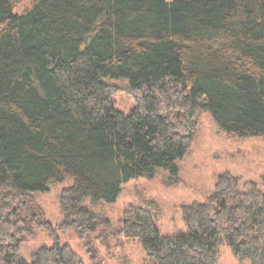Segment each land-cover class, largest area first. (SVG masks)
<instances>
[{"label": "trees", "instance_id": "16d2710c", "mask_svg": "<svg viewBox=\"0 0 264 264\" xmlns=\"http://www.w3.org/2000/svg\"><path fill=\"white\" fill-rule=\"evenodd\" d=\"M205 111L228 135L264 139V0H0V264H84L58 242L20 255L56 232L34 197L66 177L58 229L101 264L91 239L110 222L90 204L160 172L177 184ZM181 215L188 232L164 236L131 207L115 237L153 264H218L223 246L264 264V181L221 173Z\"/></svg>", "mask_w": 264, "mask_h": 264}, {"label": "rangeland", "instance_id": "374dc122", "mask_svg": "<svg viewBox=\"0 0 264 264\" xmlns=\"http://www.w3.org/2000/svg\"><path fill=\"white\" fill-rule=\"evenodd\" d=\"M118 86H121L119 83ZM116 107L128 113L136 101L125 91L115 96ZM197 130L192 146L185 157L177 163L179 181L171 185L166 174L160 172L153 178L133 179L122 185V191L115 202L100 201L90 204L93 211L110 222L91 239L101 264H153L144 254L136 240L117 239L115 229L121 225L124 213L131 207L139 206L150 210L161 235L186 234L188 229L181 215V206L193 201H203L213 189L217 176L230 172L243 181L261 184L264 181V139L260 136L237 137L228 135L215 121L210 112L197 117ZM73 178L51 184L45 192L35 193V200L42 208L45 218L56 228L49 234L44 230L21 245L20 255L26 261L41 246L55 242L69 244L82 258L84 264H91L90 255L75 230L58 229L63 222L60 193L72 186ZM108 232V233H107ZM218 264H250L238 261L228 247L220 249Z\"/></svg>", "mask_w": 264, "mask_h": 264}]
</instances>
